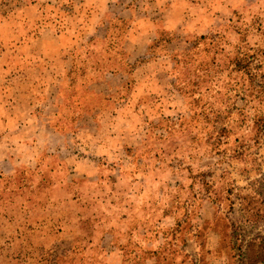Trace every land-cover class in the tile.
I'll list each match as a JSON object with an SVG mask.
<instances>
[{"label":"rangeland","instance_id":"obj_1","mask_svg":"<svg viewBox=\"0 0 264 264\" xmlns=\"http://www.w3.org/2000/svg\"><path fill=\"white\" fill-rule=\"evenodd\" d=\"M152 1L0 0V196L34 154L57 185L75 165L77 176L90 171L104 189L126 192L98 209L124 217L132 237L106 233L108 224L70 228L83 245L94 241L97 256L80 264H264V0H162L174 15L142 20ZM164 28L187 41L181 54L205 39L174 79L158 73L147 83L133 62ZM106 71L131 80L126 93L144 106L133 119L148 131L127 152L100 155L122 125L99 80ZM89 77L97 81L86 89ZM57 243L39 247L52 264H72ZM61 245L70 251V241Z\"/></svg>","mask_w":264,"mask_h":264},{"label":"trees","instance_id":"obj_2","mask_svg":"<svg viewBox=\"0 0 264 264\" xmlns=\"http://www.w3.org/2000/svg\"><path fill=\"white\" fill-rule=\"evenodd\" d=\"M202 39H205L204 35H201L199 39L194 38L193 48L197 47L198 40ZM182 41L187 42L183 37L181 39L180 34L174 30L165 28L157 30L155 36H152L149 52L145 57L137 59L133 68H139L143 72L147 83L153 82L154 76L158 73L165 75L168 79H174L172 75L175 68L177 70V64L179 65L181 59L193 51L192 48L191 51L181 54L179 46ZM183 63L188 62L183 61ZM186 71L182 66L178 67L177 73L185 74ZM131 84V80H126L123 85L114 88L109 93L110 111H112L110 115L121 117L122 125L116 127L105 138L97 148V154L127 152L133 145L144 142L142 134L147 133V126L133 119L142 116L144 106L139 100L126 93ZM169 89L172 90L171 84H169ZM108 148L113 151H105ZM36 159L34 154L30 155L32 163L23 168L17 181L8 185L6 193L0 196V229L3 230V235L0 236V264H19L17 261L23 256H31L26 264H52L53 260L49 258L52 252L47 248L39 247L41 241L52 238L58 239V243L55 244V246L60 245L57 248L58 254L60 256L71 255L70 263L72 264H80L82 256H97L90 249L92 248L91 242H94L92 237L88 241L90 245H83V239L75 237L70 231V228H76V225L108 224L106 233L112 236L118 234L119 236L129 235L128 238L132 237L131 230L122 220L124 217L122 219L112 218L100 214L98 209L101 205L110 207L115 201L123 200L126 192L119 191L118 186L115 189H104L99 180L95 183L89 179L90 171L77 176L76 171L80 169L75 165L72 166L74 172L70 180L64 178L63 184L57 185L55 181L45 179L38 173V165L34 164ZM81 160L86 163L87 158L83 156ZM99 161L93 162L97 165ZM86 210L90 211V215L82 214V211ZM2 222H5L6 228H3ZM94 229L96 228H92L93 233H100L99 229ZM65 240L70 241V251H62L61 244ZM124 240L126 243L127 238ZM256 241L252 240L248 246L255 245ZM123 251L127 253V250ZM121 256H126V254ZM104 261L112 264L106 260V257ZM83 262L84 264H97L95 259H89L87 262L83 260Z\"/></svg>","mask_w":264,"mask_h":264},{"label":"crops","instance_id":"obj_3","mask_svg":"<svg viewBox=\"0 0 264 264\" xmlns=\"http://www.w3.org/2000/svg\"><path fill=\"white\" fill-rule=\"evenodd\" d=\"M177 2H179L178 0H176ZM184 1V0H183ZM191 0H189V2H190ZM161 2H162V0H155V1H152V4H154V5H156V6H153L152 8H153V10H152V8L150 7V9H148V6H146V7H144L143 9H142V11H140V12H136V13H140L141 15H142V20H156V21H160L163 17L164 18H168V15H174V12H173V9L171 8L172 7V3H168V5L167 6H164V5H162L161 6ZM126 7H128L129 8V6L127 5ZM170 8V9H169ZM166 13H168V15L166 14ZM132 15H134V13L132 12ZM153 15H155V16H153ZM157 31V30H156ZM156 31H154L153 33H151L153 36H155V34H156ZM136 61V60H135ZM134 63V62H133ZM132 63V64H133ZM104 75H108V74H110V79H108L107 77H105V78H107V79H104L103 77H101V79H99L100 81H102V85L104 86V88H106V89H108L107 90V92H106V94L107 93H110L114 88H116V87H119V86H121V85H123L124 83H125V81L127 80L126 78H124V76H123V78L121 79V76H120V79L118 78V77H116V76H118V74H112L111 72L110 73H108L107 71L106 72H104L103 73ZM64 79V78H63ZM116 79H118L117 80V82H115V83H113L114 81H116ZM92 80V81H91ZM98 80V81H99ZM62 81V80H61ZM86 81V80H85ZM95 81H97L96 79H89V81H88V83H86V85L84 86L86 89L88 88V87H90L91 86V84H93ZM66 82L67 83H75L76 81H73V78L72 79H69V78H67L66 79ZM81 83H83V82H81ZM81 86V85H80ZM83 87V86H82ZM29 103H32V101H30ZM25 126V125H24ZM23 126V127H24ZM28 127H29V125H27Z\"/></svg>","mask_w":264,"mask_h":264}]
</instances>
